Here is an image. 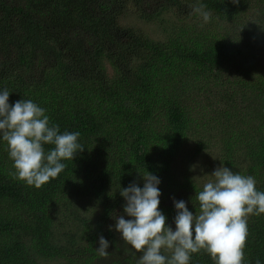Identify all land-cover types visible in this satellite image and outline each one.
<instances>
[{
  "label": "trees",
  "instance_id": "obj_1",
  "mask_svg": "<svg viewBox=\"0 0 264 264\" xmlns=\"http://www.w3.org/2000/svg\"><path fill=\"white\" fill-rule=\"evenodd\" d=\"M201 3L214 21L207 32L163 27L156 41L138 26L173 9L200 16L192 9ZM260 49L264 0H0V91L10 92V105L24 99L44 108L50 124L78 131L85 147L37 188L15 175L0 138V264H136L140 253L109 230L124 215L120 190L142 188L138 173L148 171L161 181L167 220L176 215L173 198L198 213L203 187L176 169L184 145L194 143L198 156L218 138L217 162L239 167L240 159L264 191ZM189 78L203 98L194 112ZM247 227L245 264H264V214L250 215ZM100 236L109 241L106 258L96 251ZM190 264L215 261L202 250Z\"/></svg>",
  "mask_w": 264,
  "mask_h": 264
},
{
  "label": "clouds",
  "instance_id": "obj_2",
  "mask_svg": "<svg viewBox=\"0 0 264 264\" xmlns=\"http://www.w3.org/2000/svg\"><path fill=\"white\" fill-rule=\"evenodd\" d=\"M231 2L237 4L239 0ZM192 11L209 22L211 13L206 5L198 4ZM9 94L7 89L0 91V138L8 145L15 175L39 188L65 169L62 161L74 160L85 147L78 142V131L60 133L58 125L50 124L44 108L24 99L10 105ZM45 145L53 147L46 152ZM138 175L143 187L133 182L120 190L126 202L124 215H117L109 229L114 227L121 239L140 253L136 264H190L192 254L202 250L215 264H245L247 219L264 214V191L257 190L254 176L222 165L216 167L210 174L213 179L196 193L198 213L189 211L185 201L173 198V230L159 209L160 179L148 171ZM108 247L109 241L100 236L98 255L106 258Z\"/></svg>",
  "mask_w": 264,
  "mask_h": 264
},
{
  "label": "rangeland",
  "instance_id": "obj_3",
  "mask_svg": "<svg viewBox=\"0 0 264 264\" xmlns=\"http://www.w3.org/2000/svg\"><path fill=\"white\" fill-rule=\"evenodd\" d=\"M139 21V28L146 33L148 36H150L151 38L157 40H162L163 37V27L167 29L166 32H168V27H189V26H196L199 29H203L204 32H207L211 29V25L214 24L213 20H209V22L205 23L203 21V19L200 16H192V13L188 12L187 10H182V9H173L172 11H162V13H160L159 17L154 18L151 21H143V20H138ZM241 22H243L244 20H240ZM252 20L248 23V25H251ZM227 25L225 24V26L219 25L217 30H220L222 28H226ZM166 32L164 33L166 35ZM258 32V31H257ZM255 32V33H257ZM256 36H258L256 34ZM253 39V37H252ZM253 40H257L256 38ZM253 46V45H252ZM236 62L239 64L240 60H236ZM257 63L258 64H264V52L262 51V49L258 50V57H257ZM254 64V63H253ZM252 64V65H253ZM240 67H247L248 65H239ZM252 67V66H251ZM250 67V68H251ZM253 67L256 68V66L254 65ZM248 68V67H247ZM190 68H187L185 70V72L183 73V75L188 78V72H189ZM179 73L182 74L181 69L178 70ZM174 71L172 70L170 72V74H173ZM230 77L233 76V73H229L228 74ZM166 78L168 79V76L166 75ZM193 78H189L186 80H192ZM196 81H190L188 82V92L186 93V103L189 104V107L191 109V112H194L197 109L196 105L201 104V102L203 101L202 97H197L198 94H200L199 92H196V90L192 87L195 84ZM207 87H211V85H207ZM243 95V94H242ZM248 95V93H247ZM244 100V99H243ZM242 103L237 104L240 106H243ZM232 109V108H231ZM211 122V121H210ZM208 126V125H206ZM213 126H217V124L215 125L213 123ZM212 127V126H211ZM208 128V127H207ZM200 130H202V127L200 128ZM216 132V131H213ZM197 133V132H196ZM212 141L211 143L208 142V145H205V148L201 151L200 154H198V156H196L195 151H196V147L195 144H189V145H184L181 152H180V156L175 158V164L176 169L178 167V170L183 171L184 169L187 168V173L190 172L191 174H184L186 178H190V179H194L195 183L197 182L198 186L203 187V185L210 179H213V177H211V173L214 171V169L220 165L225 166V167H229L231 168L234 172L240 173L242 175H246L243 174L242 169H246V163H244L243 161H241L240 159H237V163L239 164V167H232L231 165H223L217 162L216 158H217V154L219 151V146H220V140L218 138H210ZM239 158H241V156H238ZM191 163V165L189 166V164ZM178 180H180L179 176L177 177ZM198 179V180H197ZM191 183V181H190ZM195 186V185H194ZM197 186V187H198ZM190 188H192V185L190 186ZM174 218L170 217V219H168L166 221V223L173 228V230H175V224L174 221L172 220Z\"/></svg>",
  "mask_w": 264,
  "mask_h": 264
}]
</instances>
